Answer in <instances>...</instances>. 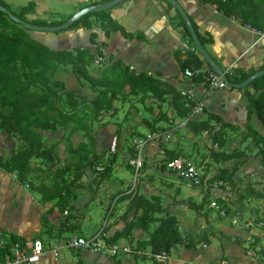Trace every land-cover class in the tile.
I'll use <instances>...</instances> for the list:
<instances>
[{
    "label": "crops",
    "instance_id": "0c3cea01",
    "mask_svg": "<svg viewBox=\"0 0 264 264\" xmlns=\"http://www.w3.org/2000/svg\"><path fill=\"white\" fill-rule=\"evenodd\" d=\"M3 1L7 6L15 9L33 2L34 17L49 19L66 18L80 10L81 6L100 0ZM181 2L199 33L212 40L203 47L223 70L232 67L233 72L248 73L262 65L264 36L259 37L247 29L245 24L218 12L214 5L202 4L198 0H181ZM108 11L127 32L135 35L139 33L141 37L128 39L120 32H112L106 36L97 24L93 25L92 30L79 28L59 33L35 32L31 36L53 50L98 47L102 54L100 57L104 61L102 64L94 63L90 67V72L93 74L97 69L120 62L130 71L147 74L160 83L173 87L177 92L190 90L194 98L202 100L205 105L204 113L194 122L208 121L207 128L195 130L192 126H187L174 131L172 138L166 143H149L144 149V160L150 164L164 161L174 155L185 156L203 167V172L208 173L207 179L215 178L223 171L231 180V184L229 183L231 190L228 192L223 189L214 190L191 185L168 170L156 169L154 172L150 170L148 177L140 179L138 194L149 200L158 198L163 211L154 213L153 217L156 220L149 224L147 230L135 226L128 237H122L116 243L129 244L137 248L149 239L150 233L159 225L160 218L173 215L178 220L184 242L170 248L166 264H254L255 261L246 254L238 253L239 248L240 252L242 251L241 247L245 252L244 239L248 235V230H245L241 224L231 223V218L240 219L242 222L251 216V209L257 204V200L251 197L249 189L261 190L264 185V162L257 156L259 147L254 146L251 139L245 138L248 131L247 123L252 129L264 135V129L256 115L253 113L248 119V93L253 94L254 90L251 87H246V90L245 88L210 90L202 84L191 87L188 81H184L176 58L178 50L194 55V62L190 66L194 71H203L209 66L196 50L193 41L184 33L181 26L177 25L179 17L176 10L170 9L165 2L124 0ZM91 31L97 35V45H92L89 41ZM102 43L105 47H100ZM58 73L56 78L63 81L67 90L76 95L81 94L86 88V85L78 81L70 72L66 77L71 76V78L65 77L68 81ZM125 91L128 92L129 88L126 87ZM114 106L116 109L119 108L118 115L115 114L114 118L125 116L130 110L128 120L122 125L119 121L103 123V134L99 137L101 136V140L105 141L107 149L113 137L109 134L116 129L120 133V136L114 135L118 138L119 154L111 164L110 173L100 184V188L86 196L77 195L71 202L73 207L68 205L62 209L57 205L56 200L42 202L39 194L28 184L18 181L16 174L7 173L0 168V232L6 240L31 242L39 239L44 245L53 246L74 235L92 236L106 218L105 232L110 238L115 233L122 232L127 223L136 221L141 210L131 205V198L127 194L118 193L129 185L126 176L121 174L119 169L126 160L128 164V159L132 155L131 152L126 153L125 146L126 144L131 146V141L125 143V139L131 140L152 132L146 125L148 121L158 130L167 129L168 117L176 115L177 112L170 94L166 95L163 101L149 96L143 99L140 95L124 96L119 98ZM125 106H127L126 112ZM216 119H220L221 122L218 123ZM223 123L236 127V130L228 127L221 129ZM218 129H220V140L223 141L221 144L213 141L211 137V134ZM14 149V138L0 130V159H9ZM216 154L220 155L217 157ZM233 194L235 198H231ZM210 199H217L226 206L229 216L221 218L209 209ZM114 200L116 202L108 218L105 210L109 207L106 208L107 202L112 203ZM190 205L198 206L199 209L195 211ZM114 208L116 211L113 212ZM262 211L263 209L260 210V214ZM251 234L254 246L260 251L262 258L260 264H264L262 248L264 225L251 228ZM138 251L139 253L134 255L116 257L97 255L88 251H75L77 256H73L70 251L66 261L61 259L62 252L57 261L45 258L37 264H79L80 262L97 264L100 260L104 264L152 263L149 246L145 245Z\"/></svg>",
    "mask_w": 264,
    "mask_h": 264
},
{
    "label": "trees",
    "instance_id": "16d2710c",
    "mask_svg": "<svg viewBox=\"0 0 264 264\" xmlns=\"http://www.w3.org/2000/svg\"><path fill=\"white\" fill-rule=\"evenodd\" d=\"M108 1L110 0L94 1L81 6L80 9ZM161 1L165 2L170 9H174L165 0ZM177 1L182 5L181 0ZM198 1L202 4L214 5L217 11L223 15L238 18L242 24H250L257 30L264 32V0ZM0 4L9 9L16 17L33 25L57 26L70 17L37 19L34 17L35 4L33 2H29L15 10L7 6L3 0H0ZM176 14L179 17L177 25L181 26L184 33L192 41L184 20L177 11ZM191 23L202 46L206 43H211L212 40L202 36L196 25L192 21ZM96 24L106 36H109L112 32H120L128 39L141 37L139 33L135 35L127 32L110 16L108 10L86 14L74 22L67 30L79 28L92 30L93 25ZM96 38V33L91 31L89 41L92 45H97ZM101 46L105 47V44L102 43ZM100 56L102 54L98 47L95 49L87 47L53 50L44 43L34 39L30 35L29 30L12 21L0 11V130L5 131L9 137L17 139L19 142L9 159H0L1 169L7 173L15 172L18 181L23 183L32 171V159L49 160L53 164L52 148H46L43 145L41 131H54L59 127L67 128L70 125L82 130L87 127L86 119L89 118V114L93 118H98L105 112L114 114L116 111L114 103L124 96L140 95L141 99L149 96L163 101L164 97L170 94L172 95L173 106H175L177 112L176 116L181 117L185 114L186 109L183 106V99L173 87L160 83L147 74H136L120 62H114L104 66L102 69H97L94 74L90 72V67L95 63L97 57ZM183 56L185 57L184 59ZM176 58L182 72L187 68H191L190 66L194 62V55L182 50L176 52ZM66 66H69L70 73L78 81H82L94 94L90 101L84 99L83 96L76 95L72 91H67L65 83L56 78V73L60 72L61 67ZM262 70H264V61L258 69L250 70L248 73L235 71L233 75H227V78L231 83L238 84L257 71ZM194 81L200 83L202 80L201 77H196ZM126 87L129 88L128 92L125 91ZM247 87H251L254 90L253 94L248 93V119L254 113L264 129V75L253 80ZM82 107L86 110L80 116L79 114L84 111ZM216 120L218 123L221 122L220 119ZM207 123L208 121H204V123L194 122L188 126L199 130L200 128H207ZM225 127L236 130V127L224 123L220 128ZM150 130L161 131L155 128L154 125H151ZM219 130L213 132L211 137L213 141H218L221 144L223 141L222 139L220 140ZM247 130L245 138L251 139L253 145L259 147L257 156L261 157V161L264 162V135L252 129L248 123ZM131 154H133V150ZM219 155L216 154L215 156L218 157ZM175 157H178V155L159 161L163 165L160 170H166L164 162ZM94 158L98 159L99 157L95 155ZM87 164L92 165L88 156L83 155L77 165L60 169L61 175L66 173V171L74 173L72 179L68 181L63 179V176H60L61 182L52 181V190L37 191L35 188H32V190L40 194L42 202L56 200L57 205L64 209L68 205V202L64 201V196L69 195L71 186L82 178L83 170ZM128 166L130 167V165ZM210 180H223L231 184V180L226 177V172L223 171ZM138 190L139 185L135 186V189L133 188L132 190L133 192L131 191L127 195L131 198V205L141 210L140 214L135 222L127 223L122 232H117L110 237L108 239L109 242L116 243L118 239L128 237L135 226L142 230H147L149 224L156 220L153 217L154 213H162L163 208L158 198L146 199L138 194ZM249 194L252 198L264 199V185L261 190L249 189ZM190 208L195 211L199 209L195 205H190ZM183 240L176 217L166 215L159 219V225L150 233L149 239L137 246V248L142 249L145 245L149 246L151 248V264H157L153 259L155 255L160 254L162 251L168 253L173 245L182 244ZM186 245L189 246L187 243ZM79 264L82 263L80 262Z\"/></svg>",
    "mask_w": 264,
    "mask_h": 264
},
{
    "label": "built area",
    "instance_id": "2783aa9c",
    "mask_svg": "<svg viewBox=\"0 0 264 264\" xmlns=\"http://www.w3.org/2000/svg\"><path fill=\"white\" fill-rule=\"evenodd\" d=\"M231 18L240 22L238 18ZM245 26L259 37L264 36V32L257 30L250 24H245ZM103 61L102 57H97L95 63L102 64ZM223 71L226 76H231L234 73L232 67H228ZM196 77H201L202 81L200 83L195 82L194 79ZM182 78L184 81H188L191 87L202 84L210 90L228 89L222 77L215 73L211 68H207L203 71H194L192 68H187L182 72ZM179 94L183 99V106L186 109L183 116L178 117L176 115H171L167 120V129L162 131H152L144 136L134 138L132 140L133 154L128 159V165H130L134 172V181L130 185V189L127 193H130L135 187L136 179L143 168L145 147L151 142L159 144L168 142L172 138V133L174 131L186 128L191 122L197 120L204 113V102L202 100L195 99L190 90H180ZM117 147L118 138L113 136L107 147V154L103 159L116 153ZM164 165L168 171L175 174L179 179H182L194 186L200 187L203 185V167L195 164L189 158L178 156L165 161ZM95 169L96 171H101L103 169L102 162H97ZM209 186L214 190L223 189L228 192L231 190L230 184L223 180L211 181ZM208 207L221 218H227L229 216L227 207L220 203L217 199H210ZM257 221L258 219L256 216H251L242 222L240 219L231 218L232 225L241 224L245 227V230H248V235L244 239L245 253L253 261H260L261 259L260 254L254 250L255 243L251 234V228L256 225H263V222ZM106 225L107 218L92 236L82 237L74 235L53 246L44 245V243L39 239H34L31 242H22L18 240L9 241L6 240L3 237V233L0 232V264H37L45 258H51L54 261H57L61 253L65 250L89 251L97 255L108 257L139 253L138 249L132 245L109 242V237L105 232ZM153 259L157 264H166L168 260V253L162 251L160 254L155 255Z\"/></svg>",
    "mask_w": 264,
    "mask_h": 264
},
{
    "label": "rangeland",
    "instance_id": "374dc122",
    "mask_svg": "<svg viewBox=\"0 0 264 264\" xmlns=\"http://www.w3.org/2000/svg\"><path fill=\"white\" fill-rule=\"evenodd\" d=\"M10 8L12 10L13 9L15 10L14 7H10ZM29 33L30 35H32V33H35V32L29 31ZM60 71L66 72L65 74H63L62 72L58 73L64 77L65 81H68L67 79L71 78V76L66 77L67 76L66 74L70 72L69 66L61 67ZM79 95H83L84 99L90 101L94 94L90 92L86 87L84 90H82V93ZM119 106H121V103L119 104ZM126 108L127 106L124 107L125 112L127 111ZM82 109H84V111L79 114L80 116H82L86 110L84 107H82ZM135 109L137 112V108ZM118 110L119 108L116 109L117 112L115 111L114 114L105 112L98 118H93V116L91 117V115L89 114V118L86 119L87 127L83 128L82 130L77 129L73 125H70L67 128L59 127L54 131H51V130L41 131L40 133H41V140L43 142V145L46 148H49V147L52 148L53 164L49 160L32 159L31 160L32 171L29 173L24 183L28 184V186L31 189L35 188V190L37 191H41V190L44 191V189L52 190L53 189L52 181L61 182L60 176H63V179H67L69 181L74 176V173H71L68 171H66V173H63V175H61L62 173L60 172V169H63L66 166L70 167L71 165H77V163L80 160V157L83 155H87L92 165H88V164L86 165L85 169L83 170L82 178L79 181H76L71 186V189H70L71 191L69 195L67 194L64 196V201L68 202L67 204L72 206L71 202L73 201V198L77 197V195L86 196L90 192H95L98 188H100V184L104 182V179L106 178L108 173H110L111 164L115 162L119 154V149H116V153L109 155L107 156V158L103 159L107 154L106 143L105 141L103 142V140H101L100 138L101 136L99 137L100 134L101 135L103 134L102 129L105 123H110V121L112 122L115 121L117 123V121H119L120 125H122L125 121L128 120L127 118H128V114L130 110L128 114H126L125 116H117L114 118L115 114L118 115ZM146 125L149 128L151 127V124L149 121L147 122ZM106 135L108 137V134ZM109 135L110 136H114V135L120 136V133L116 131V129H114L113 132L111 131ZM128 136H130V138L132 137L130 134ZM133 139L131 140L129 138L125 139L126 141L125 143L127 142L129 143V141H131L130 142L131 146H128L127 144L125 146V149L127 150L126 153H129L133 150V148H131ZM14 140H15V146H17L19 142L17 139H14ZM95 155H97L99 158L98 159L94 158ZM99 161L102 162L103 169L101 171H96L95 165ZM119 161H121V159H119ZM162 167L163 165L161 164V162L155 161L149 164L148 161L144 160V166L136 179L135 186L137 187L140 184V179H142L143 177H148L150 175V170L154 172L156 169H162ZM119 169H120L121 174H124L126 176V180L129 182V185L125 189L119 191L118 193L127 194V191L130 189V185L134 181V175H133L134 172L131 169V167L128 166L127 160L124 163V165H122ZM13 173L16 174L15 172ZM206 174L208 173L204 172L202 186L211 188L209 186V183L211 182V180L206 178ZM227 197L229 198L230 196H227ZM232 197L235 198V195L234 194L231 195V198ZM256 200H257V204H255V206L251 209V216H256L258 221H261L264 223V199H256ZM115 202L116 200H114L112 203H110V201L107 202L108 204L106 208L108 206L109 207L108 209H105L106 217L108 216L109 218V215L110 213H112V209L115 205ZM262 209H263L262 214H260V210ZM114 211H116V208H114L113 212ZM99 212L101 213V209L99 210ZM262 248L264 249V239H262ZM138 250H141V249H138ZM241 250L242 251L240 252V248H239L238 253L246 254L245 252H243V247H241ZM254 250H256L258 254H260V251L257 250L256 246H254ZM71 254L73 256H77L75 251H71ZM130 255H134V253ZM69 256H70V251L65 250L62 253L61 259H65L66 261V259L69 258ZM261 260L262 258L260 259V261ZM260 261H255L254 264H260ZM97 264H104V263H102V260H100Z\"/></svg>",
    "mask_w": 264,
    "mask_h": 264
},
{
    "label": "water",
    "instance_id": "95a60500",
    "mask_svg": "<svg viewBox=\"0 0 264 264\" xmlns=\"http://www.w3.org/2000/svg\"><path fill=\"white\" fill-rule=\"evenodd\" d=\"M124 0H110L105 3H98V4H93L88 7H84L78 11H76L74 14H72L64 23L57 25V26H40V25H33L28 22L23 21L22 19L16 17L14 14L11 13L9 9L4 7L3 5L0 4V11L7 15L12 21L20 24L23 28L29 30V31H34V32H61L67 30L74 22L79 20L81 17L85 16L86 14L89 13H94V12H100V11H107L115 7L116 5L122 3ZM168 4L173 6V8L181 15L182 19L184 20L187 29L190 33L191 39L193 41V44L196 48V50L200 53V55L203 57L205 62L208 64V66L218 75L222 77L224 82L226 83V86L229 89H244L246 88L253 80L256 78L264 75V70L262 71H257L253 75H251L248 79L245 81L234 84L231 83L227 76L224 74L223 69L212 59V57L206 52L204 47L202 46L193 26L192 23L186 14L183 6L177 1V0H165Z\"/></svg>",
    "mask_w": 264,
    "mask_h": 264
}]
</instances>
